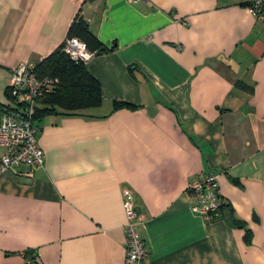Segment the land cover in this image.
Listing matches in <instances>:
<instances>
[{
	"label": "crops",
	"instance_id": "obj_1",
	"mask_svg": "<svg viewBox=\"0 0 264 264\" xmlns=\"http://www.w3.org/2000/svg\"><path fill=\"white\" fill-rule=\"evenodd\" d=\"M251 1L0 0V117L15 106L11 68L44 60L78 14L114 46L84 62L99 107L37 103L44 164L0 174V264L29 252L41 264H125L124 191L143 264H264V27ZM206 174L221 215L244 229L192 212L188 184Z\"/></svg>",
	"mask_w": 264,
	"mask_h": 264
},
{
	"label": "built area",
	"instance_id": "obj_2",
	"mask_svg": "<svg viewBox=\"0 0 264 264\" xmlns=\"http://www.w3.org/2000/svg\"><path fill=\"white\" fill-rule=\"evenodd\" d=\"M138 2L141 0H131ZM256 21L264 27V0H252L246 7ZM74 38L78 43H72ZM77 37L66 38L63 42V52L73 61L86 62L94 52H89ZM36 66L31 62H20L10 70L8 92L15 101L12 108H3L0 117V174L10 172L21 174L20 168L26 167L23 173L29 177L44 164V154L38 147L37 136L40 126L35 122L37 103L46 96L54 93L59 85V79L52 75L38 76ZM187 191L196 198L197 203L192 212L201 216L205 221L219 217V189L217 176L206 174L193 179ZM125 224V264H143L146 257L144 241L140 234L141 223L138 220L135 197L131 191H124L122 199ZM26 264H41L36 252L31 256L23 254Z\"/></svg>",
	"mask_w": 264,
	"mask_h": 264
},
{
	"label": "trees",
	"instance_id": "obj_3",
	"mask_svg": "<svg viewBox=\"0 0 264 264\" xmlns=\"http://www.w3.org/2000/svg\"><path fill=\"white\" fill-rule=\"evenodd\" d=\"M248 3L246 7L249 5ZM77 37L86 45L89 52L95 54H104L114 50V46L107 48L89 31L86 22L78 14L70 24L67 37ZM133 67H129L130 74L133 73ZM36 73L38 76L52 75L59 79V85L54 93L46 96L42 102L50 106H58L63 110L72 111L88 108L99 107L102 103V96L98 82L88 73L84 62L73 61L67 54L63 52V44L56 48L44 60L36 66ZM236 90L245 94L253 92L252 86L243 82L235 83ZM129 106L126 103L114 102L113 107L119 109ZM46 112V109L40 112ZM36 113V112H35ZM36 118V115L34 116ZM224 206H219V217L217 219H224L230 226L244 229V223L233 217L225 218L221 215ZM212 219V221L217 220ZM245 238L248 240L250 232L245 231ZM33 252L26 255L31 256Z\"/></svg>",
	"mask_w": 264,
	"mask_h": 264
},
{
	"label": "clouds",
	"instance_id": "obj_4",
	"mask_svg": "<svg viewBox=\"0 0 264 264\" xmlns=\"http://www.w3.org/2000/svg\"><path fill=\"white\" fill-rule=\"evenodd\" d=\"M72 43H78V41L74 38V40L72 41ZM80 47L81 48H85L86 45L81 44ZM85 59H90V57H85Z\"/></svg>",
	"mask_w": 264,
	"mask_h": 264
}]
</instances>
